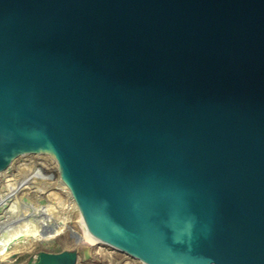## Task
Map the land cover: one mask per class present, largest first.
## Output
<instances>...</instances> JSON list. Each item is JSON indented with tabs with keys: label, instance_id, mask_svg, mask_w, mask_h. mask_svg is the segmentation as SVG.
Here are the masks:
<instances>
[{
	"label": "water",
	"instance_id": "1",
	"mask_svg": "<svg viewBox=\"0 0 264 264\" xmlns=\"http://www.w3.org/2000/svg\"><path fill=\"white\" fill-rule=\"evenodd\" d=\"M43 149L112 248L264 264V0H0V171Z\"/></svg>",
	"mask_w": 264,
	"mask_h": 264
},
{
	"label": "rangeland",
	"instance_id": "2",
	"mask_svg": "<svg viewBox=\"0 0 264 264\" xmlns=\"http://www.w3.org/2000/svg\"><path fill=\"white\" fill-rule=\"evenodd\" d=\"M23 157L30 158L21 156L0 172V264H26L38 251L75 248L78 264H143L104 241L87 242L78 224L79 212L59 183L57 163L55 178L38 179L35 188H24L19 196H12L9 191L24 178L19 170Z\"/></svg>",
	"mask_w": 264,
	"mask_h": 264
},
{
	"label": "bare ground",
	"instance_id": "3",
	"mask_svg": "<svg viewBox=\"0 0 264 264\" xmlns=\"http://www.w3.org/2000/svg\"><path fill=\"white\" fill-rule=\"evenodd\" d=\"M23 157L25 160L20 163V171L23 173V179L19 182L17 186H15V189L12 191H9L12 196H19L20 191L24 188L28 187H36V182L38 179H46V178H55L54 177V167L57 162L56 157L50 150H40L37 152H27L20 154L17 156L12 162H17L19 160V157L21 156H27ZM1 172V171H0ZM21 173V174H22ZM58 180L61 185V188L64 192L67 193L68 197L70 198V202L72 206L78 211L76 204L70 197L67 188L63 184L61 180V172L58 174ZM65 199V198H64ZM49 207V206H48ZM51 210V208H50ZM79 212V211H78ZM79 226L84 230V237L88 240V243L95 244L98 242H103L94 232H92L86 223L83 221L80 213H79V219H78Z\"/></svg>",
	"mask_w": 264,
	"mask_h": 264
}]
</instances>
